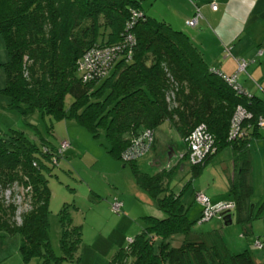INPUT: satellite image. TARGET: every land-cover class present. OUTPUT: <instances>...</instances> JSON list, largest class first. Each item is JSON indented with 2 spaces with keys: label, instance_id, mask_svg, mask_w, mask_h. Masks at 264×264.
I'll list each match as a JSON object with an SVG mask.
<instances>
[{
  "label": "trees",
  "instance_id": "obj_1",
  "mask_svg": "<svg viewBox=\"0 0 264 264\" xmlns=\"http://www.w3.org/2000/svg\"><path fill=\"white\" fill-rule=\"evenodd\" d=\"M0 35L8 55L2 92L10 98L9 106L24 120L39 112L56 120L74 118L93 135L103 130L111 154L133 166L136 195L161 214L146 217L145 226L109 264H259L247 250L231 253L192 232L201 208L198 219L190 220L180 201L183 189L174 194L170 187L182 166L148 175L136 171L135 157L123 160L145 131L152 135L166 123L183 140L185 151L179 158L187 162L188 136L203 125L215 151L198 164L187 162L192 176L230 147L236 172L228 184L231 199L218 201L232 202L234 210L222 214L220 221L228 224L234 213L238 222L249 224L252 218L243 215L251 198L247 144L248 137L257 134L258 121L264 120V102L244 90L237 75L239 92L224 80L226 74L207 66L183 31L146 15L138 0H0ZM96 49L113 51L105 64L100 61V74L96 67L84 80V57ZM66 95L71 97L67 108ZM237 107L249 118L230 138ZM58 153L48 142L37 144L20 130L0 136V232L18 235L23 258L42 257L43 264L78 260L77 230L63 226L60 257L49 248V190L42 158H57ZM15 189L27 207L18 215ZM176 236L182 237L178 246L172 245ZM252 243L261 250L264 238Z\"/></svg>",
  "mask_w": 264,
  "mask_h": 264
},
{
  "label": "rangeland",
  "instance_id": "obj_2",
  "mask_svg": "<svg viewBox=\"0 0 264 264\" xmlns=\"http://www.w3.org/2000/svg\"><path fill=\"white\" fill-rule=\"evenodd\" d=\"M138 1L144 13L151 16L148 14L152 8L151 2ZM183 32L191 40V31L187 29ZM198 39L205 42L206 52H202L197 43L192 41V44L201 52L207 66L214 68L218 45L205 35ZM224 51L228 52V49ZM7 61L8 55L0 35V136L8 135L11 130H20L29 140L37 144L39 141L48 142L56 151H60L57 158H42V174L49 190L46 220L51 253L55 257L61 256L60 239L65 226L69 231H78V260H61L59 264H109L111 257L126 246L128 238L145 226L146 217L161 216L160 212L136 195L133 166L111 154V146L103 130L93 135L78 125L74 118L56 120L39 112H34L26 120L22 119L20 112L9 106L10 98L2 92ZM70 102L71 97L66 95L64 107L67 108ZM151 136L148 150L135 159L136 171L153 175L162 168L176 164L182 166V169L174 172L170 187L174 194L183 189L180 201L188 210L187 217L196 221L194 213L199 204L194 200V191H200L210 198L219 194L218 198H222V186L228 185L235 177L230 149L225 148L210 158L200 172L192 176L186 160L179 158L185 151V145L174 129L163 123ZM62 141L67 143L63 148ZM14 191L18 215L27 207L21 202L20 192L17 189ZM115 201L122 204L119 212L111 208ZM243 230L247 232L245 236L242 235ZM192 232L206 243L223 244L231 253L247 250L256 261L261 259L259 264L264 263V247L258 250L252 243L256 237L262 241V237L253 230L250 233V224L245 226L238 222L234 213L228 225L214 218L201 224L195 222ZM0 238V264H43L42 257L23 258L19 251L18 235L7 236L0 232ZM181 240V236H176L172 245L178 246Z\"/></svg>",
  "mask_w": 264,
  "mask_h": 264
},
{
  "label": "crops",
  "instance_id": "obj_3",
  "mask_svg": "<svg viewBox=\"0 0 264 264\" xmlns=\"http://www.w3.org/2000/svg\"><path fill=\"white\" fill-rule=\"evenodd\" d=\"M149 1L152 8L148 14L151 17L169 24L174 29L181 31L189 29L192 33L191 42L197 43L202 52H206L207 48L205 42L198 39L201 35L212 39V42L218 45L216 53L218 62L215 60L213 64L215 67L211 69L219 70L226 75L234 74L237 60H244L246 67L243 72L237 74L238 84L250 95L261 98L264 102V0ZM210 3L216 5L215 10H211ZM196 8L199 12L197 22L194 26H186L185 22L194 15ZM225 48L228 52L224 51ZM225 148L230 149L233 162L231 148L226 146L222 150ZM247 159L249 169L246 179L251 188V198L243 215L252 218L249 222L250 233L253 230L264 238V124L258 128L257 134L248 137ZM228 186L226 184L222 186L221 193L224 195L222 198H218V194L215 195L217 197L210 199L230 200ZM199 213L198 205L194 213L196 220ZM257 261L259 263L261 259Z\"/></svg>",
  "mask_w": 264,
  "mask_h": 264
},
{
  "label": "built area",
  "instance_id": "obj_4",
  "mask_svg": "<svg viewBox=\"0 0 264 264\" xmlns=\"http://www.w3.org/2000/svg\"><path fill=\"white\" fill-rule=\"evenodd\" d=\"M210 8L212 10L216 9V5L214 3H210ZM199 17L198 10L195 11L193 17L186 21L188 26H193ZM112 49L110 51L96 49L88 52L83 60L82 67L86 69V74L83 76L84 80H88L91 78V71L94 70L96 67L99 68L100 74V61L102 64H105L109 53H112ZM99 61V63H97ZM102 67V66H101ZM246 67V62L244 60H237V67L234 74L230 76L222 75L224 80L237 92L241 91L240 87L236 83V75L240 72H243ZM103 68V67H102ZM104 70V68H103ZM105 72V71H104ZM102 71L101 73L104 74ZM249 118V114L246 113L242 108L237 107L234 113L233 119L231 121V128H230V138H234L237 134L239 129V124L244 119ZM264 124V120H259L258 125L259 127ZM151 132L145 131L141 138L140 142L134 146V150L128 152L126 155H123V160L126 161L127 159H131L133 157L137 158L139 155L143 154L145 151L148 150V146L151 141ZM213 139L208 135L206 128L203 125H199L196 127L188 136V155H187V162L190 164H198L201 162L205 156L214 153L215 147L213 146ZM67 143L65 141L61 142V147H65ZM60 152V151H58ZM194 200L197 201L201 208V217L199 222H206L211 219L220 220L222 214L231 212L234 210V204L232 202H224L218 201L213 203L208 196L201 192H196L194 194ZM121 204L120 202L115 201L111 208L112 210L119 212ZM259 247L258 243H255Z\"/></svg>",
  "mask_w": 264,
  "mask_h": 264
},
{
  "label": "water",
  "instance_id": "obj_5",
  "mask_svg": "<svg viewBox=\"0 0 264 264\" xmlns=\"http://www.w3.org/2000/svg\"><path fill=\"white\" fill-rule=\"evenodd\" d=\"M230 218V217H229ZM229 221H231V219H229ZM230 223V222H229Z\"/></svg>",
  "mask_w": 264,
  "mask_h": 264
}]
</instances>
